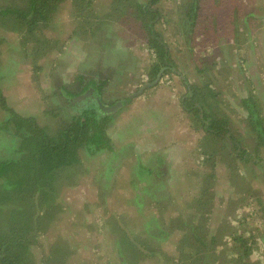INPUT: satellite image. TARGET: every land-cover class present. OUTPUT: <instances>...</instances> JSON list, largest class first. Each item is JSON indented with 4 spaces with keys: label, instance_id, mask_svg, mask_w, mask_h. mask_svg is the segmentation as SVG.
<instances>
[{
    "label": "rangeland",
    "instance_id": "1",
    "mask_svg": "<svg viewBox=\"0 0 264 264\" xmlns=\"http://www.w3.org/2000/svg\"><path fill=\"white\" fill-rule=\"evenodd\" d=\"M27 2L0 0V9ZM180 2L154 5L161 12L153 29L166 42L174 70L161 71L152 85L156 77L150 81L148 70L156 58L144 38L149 33H138L139 22L130 16L135 8L126 2L63 0L30 33L13 18L0 22L6 105L34 118L47 134L79 111L64 89L75 93L96 77L104 82L105 104L123 105L131 96L108 124L112 149L94 155L80 149V163L56 173L55 196L44 204L21 264H264V142L250 131L242 102L254 97L264 117V0H201L210 29L201 26L189 41L179 26ZM207 81L219 95L200 89L187 105L205 102L210 117L225 114L231 136L246 150L240 157L225 133L212 138L182 106L188 86ZM127 114L133 115L127 122L118 120ZM10 118L0 106V124ZM19 142L11 121L0 130V158ZM139 165L161 172L142 179ZM8 232L0 225V234Z\"/></svg>",
    "mask_w": 264,
    "mask_h": 264
},
{
    "label": "trees",
    "instance_id": "2",
    "mask_svg": "<svg viewBox=\"0 0 264 264\" xmlns=\"http://www.w3.org/2000/svg\"><path fill=\"white\" fill-rule=\"evenodd\" d=\"M63 0H28L25 7L13 5L5 6L0 9V22L5 25L6 21L14 19L17 23L23 25L27 32H33L39 22H45L52 14L58 2ZM114 2H126L127 6L135 8L136 16L133 20L138 21V33L141 29L147 30L148 36H144L149 47L155 54L156 62L148 70L150 81L154 79L162 70H174L173 62L166 42L161 35L153 29L156 18L160 17V9L154 7L159 0H112ZM131 1L132 3H128ZM201 0H181L183 8V22H180V29L186 34L187 40H193L199 34V28L202 26L205 31L209 30L208 17L201 18ZM183 4V5H182ZM115 5V4H114ZM245 14L241 15L243 17ZM234 21H237L236 11H233ZM215 18V15L212 17ZM234 22V25H235ZM202 29V28H200ZM235 33H239L238 27L234 26ZM142 33V32H141ZM203 69H199L202 72ZM82 75L77 76L78 82H83ZM104 82L97 83L96 77L89 78L87 82L75 93L64 89V94L69 103L78 111L68 124L55 132L47 134L45 129L39 127L32 117H22L15 115L7 107L6 101L0 89V106L11 114L10 119L0 124V130L9 129V122L13 121L16 127L17 136L20 142L12 149L7 156L0 158V214L6 219V223L1 226H8L9 237L0 234V264H21L22 254H28L33 234L39 229L40 221L43 218L41 211L44 204L48 205L52 196L53 183L56 181V173L75 167L80 163L79 150L83 149L86 154L94 155L103 150H111V141L107 134L108 124L113 120L115 111H103L94 93L101 102V88ZM89 89L93 92L86 94ZM208 92L215 99L219 92H214L210 88V82L207 81L203 87L196 84H190L187 88L186 101H182V106L187 113L192 112L196 116L202 128L209 134L216 137L225 133L231 140L234 149L233 155L240 157V154L246 153L241 144L235 141L231 136L229 118L221 113V116L210 117L204 108V103L197 102V105H187V98H196L198 92ZM131 96L127 97V101ZM205 98H202L204 101ZM243 105L247 108L244 120L251 127L254 134L264 142V117L258 112V105L254 97L250 96L242 99ZM116 102L112 103V106ZM126 103V99H124ZM107 105V104H105ZM111 106V105H107ZM211 138V139H212ZM8 150L5 146V151ZM208 155L207 159L212 158L213 153L203 151ZM158 156V155H157ZM161 157V156H160ZM248 158L242 157V161ZM166 161L161 157L158 165ZM257 161V160H256ZM255 161V162H256ZM213 163V162H212ZM164 165V164H163ZM137 171L143 179L144 174H150L154 171L155 175L161 172V169H155L139 165ZM158 173V174H159ZM153 175V174H152ZM145 178V177H144ZM148 179V178H147ZM204 194V191L202 192ZM200 199V198H199ZM29 207V210L24 205ZM31 208V209H30ZM5 210V215L3 212ZM149 226H153L151 223ZM152 228V227H151ZM124 235V234H123ZM119 245L118 241L116 243ZM242 241L240 247L247 253L248 246Z\"/></svg>",
    "mask_w": 264,
    "mask_h": 264
},
{
    "label": "water",
    "instance_id": "3",
    "mask_svg": "<svg viewBox=\"0 0 264 264\" xmlns=\"http://www.w3.org/2000/svg\"><path fill=\"white\" fill-rule=\"evenodd\" d=\"M161 71H162V70H161ZM161 71L157 74L156 78H155L153 81H151L150 83H148L147 85H152V84L156 83V82L159 80V78H160ZM90 92H93V93H94L93 89H90L89 91H87L86 94H88V93H90ZM94 94H95V96H96V98H97V102H98L100 108H101L103 111H106V112L115 111V110L118 109L120 106H122V103H121V102H119V103H117L116 105H113V106H107V105H105V104H103V103L101 102V100H100L99 97L96 95V93H94Z\"/></svg>",
    "mask_w": 264,
    "mask_h": 264
},
{
    "label": "crops",
    "instance_id": "4",
    "mask_svg": "<svg viewBox=\"0 0 264 264\" xmlns=\"http://www.w3.org/2000/svg\"><path fill=\"white\" fill-rule=\"evenodd\" d=\"M120 102V101H119ZM124 102V101H123ZM126 103H128L127 102V100H126ZM126 103H124L122 106H120L119 108H118V110L119 109H122V107L126 104ZM150 104H153L152 102H150ZM154 104H155V107H157V106H159V107H161L162 105H161V102H159V101H156V102H154ZM163 108H164V106H163ZM118 110L116 109V114L118 113ZM133 115H121V117L120 118H118V120H120V122H127V120H129L130 119V117H132ZM158 116H161L160 114H158ZM113 122H114V120H113ZM110 126V125H109ZM159 128H160V126H159ZM109 129V127H107V130Z\"/></svg>",
    "mask_w": 264,
    "mask_h": 264
},
{
    "label": "flooded vegetation",
    "instance_id": "5",
    "mask_svg": "<svg viewBox=\"0 0 264 264\" xmlns=\"http://www.w3.org/2000/svg\"><path fill=\"white\" fill-rule=\"evenodd\" d=\"M89 31H91L94 34V31L92 29H89ZM90 90V89H89ZM87 93V92H86Z\"/></svg>",
    "mask_w": 264,
    "mask_h": 264
}]
</instances>
